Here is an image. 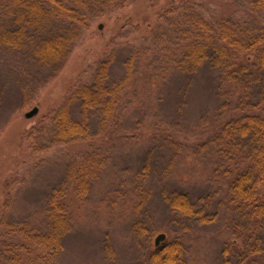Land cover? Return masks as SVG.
<instances>
[{
    "label": "rangeland",
    "instance_id": "374dc122",
    "mask_svg": "<svg viewBox=\"0 0 264 264\" xmlns=\"http://www.w3.org/2000/svg\"><path fill=\"white\" fill-rule=\"evenodd\" d=\"M248 1L126 0L106 9L93 2L82 24L55 12L26 46L0 43V264H45L29 235L48 229V198L60 188L66 189L70 229L55 264H152L150 253L172 241L181 244L180 264H223L224 258L264 264V229L247 241L256 245L253 252L245 245L243 218L228 203L230 174L218 168L212 146L201 147L230 117L220 106L232 97L226 91L219 97L218 76L208 63L181 74L186 15L167 11L178 3L189 15L232 18L260 30L264 11ZM11 20L4 8L0 26ZM56 33H74L66 56L40 61L34 46ZM106 59L109 83L124 81L110 122L103 125L97 111H88L92 138L58 141L55 111ZM33 107L37 112L26 117ZM69 108L72 118H83L80 100ZM90 150L97 153L82 160ZM83 162L92 165L80 199L70 187ZM259 189L264 194V186ZM173 191L187 193L212 220L172 210L165 196ZM159 233L165 238L155 245Z\"/></svg>",
    "mask_w": 264,
    "mask_h": 264
},
{
    "label": "trees",
    "instance_id": "16d2710c",
    "mask_svg": "<svg viewBox=\"0 0 264 264\" xmlns=\"http://www.w3.org/2000/svg\"><path fill=\"white\" fill-rule=\"evenodd\" d=\"M93 2L100 3L106 9L114 5L121 7L126 0H0V5H3L0 10L8 7L12 17L9 26H0V43L12 48L26 46L34 35H41L40 32L55 12L71 23L79 21L82 24L86 20L84 11L95 6L90 4ZM248 3L253 6V10L264 11V0H249ZM185 6L176 3L167 10L173 13L179 10L181 18L186 15L183 24L186 36L178 60L181 74L192 75L200 65L208 63L218 76L219 97L224 96L225 91L232 97L231 100L228 97L222 99L223 105L220 106L223 114L230 109L227 114L230 117L218 126L212 139L201 144V147L212 146L218 155V168L230 174L226 188L228 203L235 214L243 218L247 232L245 245L251 246L255 252L256 245L247 241H255L257 233L264 229V194L259 189L260 185L264 186V28L247 30L232 18L208 21L196 13L189 15ZM73 34L56 33L41 37L33 48L34 56L43 62L63 60ZM251 54L254 56L249 59ZM109 66L107 59L102 60L91 82L75 87L70 98L55 111L52 117L55 139L62 142L90 140L93 134L84 117L88 111H97L103 125L110 122L122 95L124 81L110 84ZM128 67L131 68L130 63ZM75 99L80 100L83 115L79 120L72 118L69 110L70 102ZM92 152L97 153L84 151L82 160L93 158ZM80 164L81 170L70 188L71 193L81 199L89 189L85 174L92 164ZM65 191L62 188L54 189L48 198V229L32 237L29 235L42 249L45 264L56 263L63 249L64 237L70 229V211ZM165 198L170 208L180 214L196 216L199 222L212 220V217L202 212L203 209H195L185 192L173 191ZM181 253V244L172 241L154 249L149 259L152 264H180ZM223 264L243 263H232L224 258Z\"/></svg>",
    "mask_w": 264,
    "mask_h": 264
},
{
    "label": "water",
    "instance_id": "95a60500",
    "mask_svg": "<svg viewBox=\"0 0 264 264\" xmlns=\"http://www.w3.org/2000/svg\"><path fill=\"white\" fill-rule=\"evenodd\" d=\"M99 27H102V24H99ZM37 107H33L30 111H27L25 113L26 117H31L33 114H35L37 112ZM165 238V234L164 233H159L154 240L155 245H158V243L163 240Z\"/></svg>",
    "mask_w": 264,
    "mask_h": 264
}]
</instances>
